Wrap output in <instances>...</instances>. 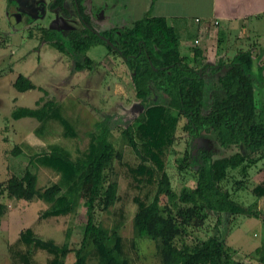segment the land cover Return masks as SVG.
<instances>
[{
    "label": "trees",
    "instance_id": "obj_1",
    "mask_svg": "<svg viewBox=\"0 0 264 264\" xmlns=\"http://www.w3.org/2000/svg\"><path fill=\"white\" fill-rule=\"evenodd\" d=\"M78 2L83 12L82 1ZM84 19L81 30L63 34L56 27L42 28V36L74 59L75 70L92 68L94 59L88 52L98 44L121 55L132 71L136 96L144 109L122 130V144L129 148V156L123 147L117 148L110 138L109 124L103 120L87 132L88 142L76 157L60 144L38 145L24 172L0 183V191L9 198L45 201L48 206L41 213L44 218L76 212L87 194L86 221L79 245L72 247L68 242L42 237L28 227L20 234L27 254L44 250L49 254V264H65L72 252L75 260L71 264H132L129 239L120 230L124 210L115 212L117 220L111 227L97 219L99 211L109 209L120 199L119 182L113 178L117 160L128 185L137 190L133 196L137 208L132 218L131 247L136 246L135 238L151 239L162 264H246L234 260L232 248L219 235L202 238L195 231L212 212L256 217L262 213L256 201L248 206L239 202L224 182L231 171L248 174L249 168L264 158V106L258 110L255 96V81H264V65H257L251 49H241L219 65L218 69H225L209 85L202 69L206 64L202 51L194 48L193 58L183 55L179 36L165 17L147 13L129 26L101 34L88 25L87 15ZM14 86L19 91L36 88L23 73ZM208 106L210 109L204 112ZM26 116L37 118L40 127L56 120L63 126L65 136H79L64 114L63 104L54 99L38 107L20 106L13 111L15 119ZM180 129L193 136L213 129L223 146L237 145L242 149L217 158L206 149L186 151L183 163L195 168L196 181L177 192L167 165ZM32 165L51 168L58 175L57 181L39 186ZM235 182L237 188H243L242 180ZM251 191L257 198L263 197L264 180ZM6 210L7 205L0 202V221ZM189 236L193 238L190 241ZM258 251L259 264H264V242Z\"/></svg>",
    "mask_w": 264,
    "mask_h": 264
},
{
    "label": "rangeland",
    "instance_id": "obj_2",
    "mask_svg": "<svg viewBox=\"0 0 264 264\" xmlns=\"http://www.w3.org/2000/svg\"><path fill=\"white\" fill-rule=\"evenodd\" d=\"M8 1L0 0V183H5L13 174L21 175L29 164V156L36 151L35 147L38 145L60 144L76 157L88 142L87 132L95 129L96 124L103 120L109 124L110 138L117 148L123 147L124 153L129 156V148L122 144V130L143 111L144 105L136 96L132 71L124 58L109 51L104 44H98L88 52L94 59L92 68L75 70L74 59L42 37V28L51 25L53 15L48 12L43 16L36 15L30 22L26 21L25 15L19 20L17 16L10 14L13 7L18 10L17 5ZM125 1L127 0H119L120 3L113 9L114 15L109 18H100L96 12L102 2L112 4L116 1L86 0L84 7L86 13L92 16L91 22L96 29H109L117 24L122 28L144 16V10L134 1H128V7L124 9ZM22 2L24 5L32 4V0ZM67 4L74 10L71 0ZM110 10L112 8L106 10L107 14ZM59 18L66 23L67 29L82 28L83 24L76 13L71 17L59 15ZM237 46L245 49L249 47L246 43H238ZM236 51L232 50L231 56ZM231 56L224 59L229 60ZM256 61L257 65H264V56H258ZM204 66L202 69L205 78L212 85L217 81L218 74L209 75V70ZM20 73L28 76L36 88L19 91L14 83ZM209 92L212 96L213 90ZM255 96L258 110H261L264 106V81H255ZM41 99L43 100L39 104ZM50 99L63 104L64 114L75 125L78 137L65 136L63 126L56 120L40 127V122L35 117H13V111L17 107H38ZM211 101L212 99L209 104ZM209 109L210 106L204 112ZM202 149L212 152L213 157L217 158L230 155L242 147L223 146L213 129L202 130L197 136L178 130V139L170 150L167 165L175 191L179 192L184 185L195 183V168L186 166L183 159L186 151L196 153ZM255 155L259 156V153ZM114 168L113 178L119 182L120 199L109 209L99 211L97 219L111 227L117 220L115 212L123 209L125 216L120 230L129 239L127 248L131 252L132 264H162L151 239L135 238L136 246L131 247L130 239L134 238L132 218L137 208L133 196L137 190L128 185L119 161L115 160ZM32 169L37 172L38 185L41 187L58 179L57 173L51 168L32 165ZM231 172L232 175L224 182V186L246 206L256 201L257 207L262 211L261 215L233 216L212 212L205 224L195 231V235L205 238L217 234L232 248L235 261L259 264L258 249L263 247L264 242V196L257 198L251 190L264 180V158L251 166L248 174L239 170ZM235 179L243 181V188H237ZM86 199L87 194L84 193L74 213L44 218L41 213L48 206L45 201L9 198L0 191V202L7 205L0 221V264H49V254L44 250H38L31 256L27 254L26 246L20 241V234L28 227L42 237L55 238L60 243L68 242L72 247H77L86 221ZM165 201L166 197H163L162 203ZM187 239L190 241L193 238L189 236ZM25 255L29 257V261L25 260ZM74 260L72 252L65 259V264H71Z\"/></svg>",
    "mask_w": 264,
    "mask_h": 264
},
{
    "label": "crops",
    "instance_id": "obj_3",
    "mask_svg": "<svg viewBox=\"0 0 264 264\" xmlns=\"http://www.w3.org/2000/svg\"><path fill=\"white\" fill-rule=\"evenodd\" d=\"M113 1L104 5L108 18L120 3ZM128 1H134L144 15L165 17L179 36L181 53L193 58L194 48L201 50L207 67L227 62L224 57L231 56L232 50L251 49L253 56H264V0H127L124 9ZM111 8V15L107 14Z\"/></svg>",
    "mask_w": 264,
    "mask_h": 264
},
{
    "label": "flooded vegetation",
    "instance_id": "obj_4",
    "mask_svg": "<svg viewBox=\"0 0 264 264\" xmlns=\"http://www.w3.org/2000/svg\"><path fill=\"white\" fill-rule=\"evenodd\" d=\"M11 3L17 5V9L16 8H12L10 9V14L11 15H15L18 17L19 20L23 19V17L25 15H27L26 21L30 22L33 20L34 16L39 15V16H43L45 13H51L53 15V17L50 19V26L48 28H58L61 30V32L63 34L68 33L71 30H81L84 28V23L86 22V20L84 19V15H87L89 17V23L88 24L94 31L98 32L99 34H101V31L104 30H110L112 28L118 27V24L112 28L109 29H103V30H98L93 26V23L91 22V17L89 14L86 13L85 11V7L83 9V12L80 9V5L78 0H71L72 2V6L74 7V10L67 4L68 0H49V2H45L42 0H32V4L30 5H24V3L22 2V0H9ZM8 1V2H9ZM83 6H85V4L87 3L86 0H81ZM90 2H92V0H89ZM103 6H100L99 9L96 12V15H99L100 18H108L106 17V15H104V5L105 2H102ZM103 12V13H101ZM73 13H76L79 20L82 22V28L81 29H73V28H66V23L63 21V19L59 18V15H67L69 17L72 16ZM121 28V27H120ZM65 30H67L66 32H64ZM43 34V33H42ZM43 37V36H42ZM44 39V38H43ZM46 40V39H44ZM47 41V40H46ZM228 62V61H227ZM225 65V64H224ZM207 70H209V75L211 74H218L217 78L221 75L222 71L225 69L222 68V71L220 69H218L220 66H218V68H216V66L212 65V66H204ZM202 68V67H201ZM201 70V69H200ZM204 77H206L204 75Z\"/></svg>",
    "mask_w": 264,
    "mask_h": 264
},
{
    "label": "water",
    "instance_id": "obj_5",
    "mask_svg": "<svg viewBox=\"0 0 264 264\" xmlns=\"http://www.w3.org/2000/svg\"><path fill=\"white\" fill-rule=\"evenodd\" d=\"M101 13H103V12H101ZM102 37H104V36H102ZM108 42H111L107 37H104Z\"/></svg>",
    "mask_w": 264,
    "mask_h": 264
},
{
    "label": "built area",
    "instance_id": "obj_6",
    "mask_svg": "<svg viewBox=\"0 0 264 264\" xmlns=\"http://www.w3.org/2000/svg\"><path fill=\"white\" fill-rule=\"evenodd\" d=\"M214 23L217 24L218 23V20H214Z\"/></svg>",
    "mask_w": 264,
    "mask_h": 264
}]
</instances>
